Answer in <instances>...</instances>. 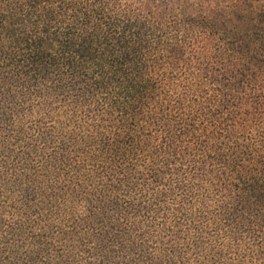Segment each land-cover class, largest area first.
Wrapping results in <instances>:
<instances>
[{
	"label": "trees",
	"instance_id": "trees-1",
	"mask_svg": "<svg viewBox=\"0 0 264 264\" xmlns=\"http://www.w3.org/2000/svg\"><path fill=\"white\" fill-rule=\"evenodd\" d=\"M0 264H264V0H0Z\"/></svg>",
	"mask_w": 264,
	"mask_h": 264
}]
</instances>
